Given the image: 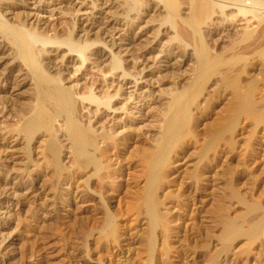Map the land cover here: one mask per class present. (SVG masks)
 Listing matches in <instances>:
<instances>
[{"label": "bare ground", "instance_id": "bare-ground-1", "mask_svg": "<svg viewBox=\"0 0 264 264\" xmlns=\"http://www.w3.org/2000/svg\"><path fill=\"white\" fill-rule=\"evenodd\" d=\"M87 9L91 11L90 16L82 22L81 15L86 14L83 11ZM54 12L60 17L53 22L38 18L40 13ZM95 15L101 16L100 20L94 21ZM136 31H142L141 35H135ZM147 35L156 45H161L165 35L170 36L167 47L174 49L175 44L180 50H189L187 57L193 64L190 79L178 78L181 84L168 90L163 99L152 100L161 109V116L156 117L161 130L152 139L153 145L137 148L134 155L145 186L142 191H136L134 200L138 205L133 208L142 209L152 229L167 230V220L161 211L166 204L160 191L167 190V176L172 166L189 151L188 144L198 143L200 137L206 139L204 145L200 144L203 171L207 173L210 168L204 163H218L223 158V145L233 147L242 122L264 128V85L257 80L244 85V79L250 78L256 64L264 66V0H0V81L15 87L18 79L24 77L30 86L29 102L17 109L7 93L0 90L2 192L20 188L16 186L17 180L26 179L31 182L28 196L35 202L41 200L43 192L38 193L37 180L33 179L31 171L39 167L36 161H40L41 154L49 165L50 174L57 180L66 173L70 176L74 173L87 177L85 186L97 179L101 188L106 189L113 180L119 179L111 177L115 172L108 160L102 162L105 159L102 156L119 143L137 138L126 113V119L120 118L122 123L110 125L117 119H112V114L121 110L122 101H116L117 98H123L131 89V93L140 92L142 97L144 89L149 88L139 82L154 75L145 73L152 53L149 48L137 50L135 46ZM99 44L110 51L96 48ZM73 54L76 58H67ZM71 63V78L77 81L79 76L78 79L84 81L79 90L65 84L62 65ZM132 71L136 72L134 80L129 79ZM100 77L111 81H101ZM183 81L187 82L183 84ZM223 91L231 97L222 112L224 115L218 116L210 126H203L205 130L198 133L193 127V110L200 109V105L208 101L207 96L211 98ZM85 111L93 116L83 115ZM14 113L16 123L9 125V116L13 117ZM152 116L155 118V114ZM83 118H86L85 123ZM144 120L145 116L139 123ZM227 135L230 138L225 139ZM64 146L70 159L68 168L63 161ZM99 155L103 159H99ZM16 166L24 168L15 175L11 167ZM201 178H206L204 172ZM192 186L186 192L183 190L185 206L207 202V198L201 197L202 190ZM209 186L208 182L205 188ZM136 187L139 186L136 184ZM71 200L62 201L60 205L67 207L72 204ZM219 201L223 202L220 198ZM239 201L245 213L260 211L256 204L251 205L241 198ZM222 222L221 253L236 250L242 243L253 244L264 234V210L248 229L229 218ZM117 229L114 216L107 214L103 236L116 239ZM149 247L152 252V240ZM9 261L7 256L0 257V264H9Z\"/></svg>", "mask_w": 264, "mask_h": 264}, {"label": "rangeland", "instance_id": "rangeland-1", "mask_svg": "<svg viewBox=\"0 0 264 264\" xmlns=\"http://www.w3.org/2000/svg\"><path fill=\"white\" fill-rule=\"evenodd\" d=\"M90 12V9H87V12L83 11L86 14L81 15L82 22L90 16ZM93 13L95 14L96 11ZM59 17L60 15H57L56 12L38 14L39 19L49 22H53ZM92 18L94 21H98L101 16L95 15ZM141 33L142 31H136L135 35L140 36ZM169 42L170 36L165 35L161 45H156L152 41V37L147 35L146 37L142 36L140 41L135 44L137 50L149 48L148 50L152 54L145 73H154V75L139 82V85L149 86L144 89L142 97L140 92L131 93L133 92L131 89L126 92L123 98L116 99V101H122L121 110L112 114L111 118L117 117V119L113 120L114 122L111 121L110 126L116 125L117 122L122 123L120 118L124 120L128 116L132 123L131 129L137 138L119 143L117 147H114L115 149L110 150L113 152L112 154L109 152L102 156L105 159L101 155L98 156L99 159H103L102 162L105 160L106 163L108 160L107 163L111 164V169L115 172V175H111V177H119L118 180H113L111 187L101 188L97 179L85 186L87 177L74 173L71 176L66 173L60 180H57L50 174L49 165L41 154L40 161H36L40 168H34L35 170L31 168V171L34 172H32L33 179L37 180L38 193L43 192L41 200L35 202L28 196L27 189L31 182L26 179L17 180L16 186H20V188L16 190H5L4 192L0 190L2 193L0 196V257L7 256L10 259L9 264H264V234L257 242L239 244L236 250L233 249L229 253L227 251L221 253L219 250L224 219H232L235 223L248 229L253 220L258 219L263 213V127L254 128L249 126L246 121L242 122V125L240 124L238 127L239 136L233 147L229 148L223 145V158L218 163L216 161L204 163L210 168L207 173L203 171L205 166L201 162V144L204 145L206 139L200 137L198 143H190L191 146L193 145L192 147L188 144L189 151L181 156L180 162L172 166L173 170L167 176L169 180L167 179L168 184L165 188L169 193L166 189L160 191L163 204H166L163 208L161 207V211L167 220V230H163L161 227L152 229L149 220L141 213L142 209L140 211L134 209L135 205H138V202L135 201L136 194H138L136 191H142L145 186L140 175V166L134 156L135 152L139 147L153 145L152 139L160 132L159 129L161 130V123L156 122V117L161 116V109H158L159 107L153 104L152 100L163 99L168 90L170 91L173 87L181 84L178 78L186 76V79H190L192 76L190 66L192 62L187 57L190 51L186 50L185 52L183 48L180 50L175 44L172 50L167 47ZM96 48L110 51L100 44ZM67 58L74 59L76 57L73 54ZM129 61H132V58H129ZM72 64L70 66L62 65L66 79L65 84L79 90L84 81L78 79L79 76H77V81H74L73 77L71 78ZM262 66V63L256 64L250 78L244 79L245 86L249 84L250 80H257L259 84L264 85V66ZM135 75L136 72L132 71V77L129 79L134 80L133 76ZM25 79L24 77L19 78L18 85L15 87L0 81V90L6 92L5 95L12 99L10 100L15 105V109L29 102L30 86L28 80ZM99 80L110 79L100 77ZM9 90H13L12 93ZM207 99L208 101H203L204 103L200 105L203 106L202 108L197 109L198 111L193 110V127L198 133H202L218 116L224 115L222 112H225L226 104L231 100V97L228 92L223 91L216 95L213 94L211 98L207 96ZM126 108L130 111H127ZM15 113L14 118L11 117L12 115L9 116L11 120L9 125L14 124ZM87 114L90 117L93 116L88 111H85L83 115ZM154 114L155 118L152 116ZM144 116V123L140 124L139 119ZM83 119L85 123L86 118ZM252 129L254 130L252 131ZM227 137L229 135L225 139ZM64 147L63 161L68 168L71 166L70 159L67 147ZM38 150L41 153L42 149ZM111 158L112 160H110ZM22 167H11L12 174H18L17 170L24 168ZM203 172L206 178H201V180L200 175ZM83 178L84 180H82ZM170 180L172 181L170 182ZM70 182L74 184L72 186L76 187L75 189ZM208 182L211 183V186L205 188ZM136 184L139 187H136ZM191 186L200 188L202 190L201 197L207 198V202L204 204L199 202L197 206L190 204L185 206L183 194ZM165 194H167V198ZM173 194L176 196L174 197ZM169 195L173 197L170 198ZM65 198L72 199V204L63 208L60 202H66ZM219 198L223 201L222 203L218 202ZM239 198L246 200L251 205H258L260 211L254 214L245 213L243 207L241 208ZM45 200L49 202L46 203ZM130 209L132 210L130 211ZM107 214L114 216L118 228V238L116 239L103 236ZM150 240L154 245L152 252L149 250ZM217 253L219 255L221 253V255L219 256Z\"/></svg>", "mask_w": 264, "mask_h": 264}]
</instances>
